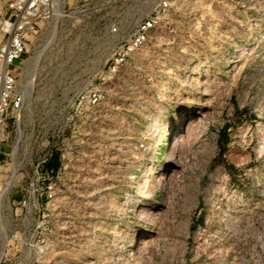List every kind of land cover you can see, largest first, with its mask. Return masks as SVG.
Masks as SVG:
<instances>
[{
    "label": "rangeland",
    "instance_id": "1",
    "mask_svg": "<svg viewBox=\"0 0 264 264\" xmlns=\"http://www.w3.org/2000/svg\"><path fill=\"white\" fill-rule=\"evenodd\" d=\"M116 12L66 0L30 38L28 55H42L22 133L0 150V232L13 224L8 199L54 136L67 168L46 211L54 240L42 264H264V0H172L156 36L107 74L116 40L103 17ZM86 88L101 102L73 111ZM196 112L177 161L166 162V144Z\"/></svg>",
    "mask_w": 264,
    "mask_h": 264
},
{
    "label": "built area",
    "instance_id": "2",
    "mask_svg": "<svg viewBox=\"0 0 264 264\" xmlns=\"http://www.w3.org/2000/svg\"><path fill=\"white\" fill-rule=\"evenodd\" d=\"M65 1L7 2V16L3 19L6 31L0 40V150L11 136L15 138L21 135L23 116L35 89L34 76L42 52L32 57L28 55L30 38L37 34L40 24L54 22L60 16ZM89 3L94 8L113 6L117 9L115 15L105 14L103 17L107 33L116 40L106 61L107 74L119 72L131 54L143 49L156 36L172 9V0H89ZM99 10L95 9L96 12ZM136 16L137 20L124 37L122 34L126 28V19ZM2 27L0 25L1 31ZM35 60L36 64H33ZM30 62L31 71L24 77L23 72ZM105 78L102 74L103 82ZM101 100L99 89L86 88L75 95L71 107L75 112H87ZM75 112L66 117L57 136L61 142L66 139ZM53 139L54 136L45 138L43 147L31 164L30 172L17 185L19 197L8 199L13 224L9 232L3 229L0 232V264H42L41 259L53 248L54 239L46 233L44 219L48 216L46 211L56 200L57 181L67 168L62 161L65 149L52 145ZM13 153L9 154L11 158ZM57 153L60 156L58 168L47 169L46 164Z\"/></svg>",
    "mask_w": 264,
    "mask_h": 264
},
{
    "label": "bare ground",
    "instance_id": "3",
    "mask_svg": "<svg viewBox=\"0 0 264 264\" xmlns=\"http://www.w3.org/2000/svg\"><path fill=\"white\" fill-rule=\"evenodd\" d=\"M1 26H3L2 28H3V32H5L6 31V25H5V23H4V21H3V24H0ZM246 50H247V46L245 45V46H241V47H239L237 50H236V53H235V55H234V57H233V59L235 60V61H233L234 63L236 62V61H238V59H239V57H241L242 55H243V53H245L246 52ZM36 63V60L34 61V63L33 64H35ZM236 64V63H235ZM31 67H32V62H30L28 65H27V67L25 68V70H24V72H23V76L25 77V76H28V74H29V72L31 71ZM189 81V80H188ZM198 114V112H196V113H193V114H191L190 116H189V118L188 119H185V120H183L182 122V125L177 129V131L174 133V135H173V137L171 138V140L169 141V143H167L166 144V151H165V161L166 162H168V163H174V162H176L177 161V159L176 158H178L177 156H179L178 155V152H179V149L181 148V146L182 145H184L185 144V142H186V138H187V134H188V131L190 130V127H192V123H193V119H194V115H197ZM194 126V125H193ZM154 128V126L153 125H151L150 126V128H149V131H151L152 129ZM155 130V129H154ZM192 130H193V127H192ZM192 130H190V132L192 131ZM148 131V132H149ZM152 133V132H151ZM150 136V135H149ZM186 145V144H185ZM182 147H184V146H182ZM181 150V149H180ZM176 160V161H175ZM149 171V166H147V167H145V169L140 173V176H139V178L141 179L143 176H146L147 175V173H149L148 172ZM151 172V171H150ZM154 175V174H153ZM161 178H162V176H160ZM159 177V178H160ZM155 178V177H154ZM158 178V177H157ZM143 179V178H142ZM156 179V178H155ZM164 179V178H163ZM162 179V180H163ZM148 180V179H147ZM159 180V179H158ZM157 180V181H158ZM164 181V180H163ZM143 182H144V180H143ZM157 183H159V182H157ZM157 183H155L154 182V184H157ZM149 184V183H148ZM140 185V184H139ZM142 186V185H141ZM140 187V186H139ZM138 187V188H139ZM148 187V186H147ZM152 187V186H151ZM143 192V191H142ZM140 193V192H139ZM134 197V196H133ZM140 197V196H139ZM130 201V206H131V208L133 209V210H135V209H137L139 206H140V204H139V200L138 199H134V198H130V197H128V199H127V202H129ZM148 212V211H147ZM147 213H146V210H139L138 209V212H137V215H136V218H137V220H139V221H145L146 222V219H148L147 218V215H146ZM151 214H153V213H151ZM151 216V215H150ZM150 220V219H149ZM149 220L147 221V222H149ZM145 235V234H144ZM120 237V236H119ZM119 247V246H118ZM121 248V247H120ZM138 250V249H137ZM134 252V251H133Z\"/></svg>",
    "mask_w": 264,
    "mask_h": 264
},
{
    "label": "trees",
    "instance_id": "4",
    "mask_svg": "<svg viewBox=\"0 0 264 264\" xmlns=\"http://www.w3.org/2000/svg\"><path fill=\"white\" fill-rule=\"evenodd\" d=\"M47 169H57L58 168V158L54 155L50 161L46 164Z\"/></svg>",
    "mask_w": 264,
    "mask_h": 264
}]
</instances>
